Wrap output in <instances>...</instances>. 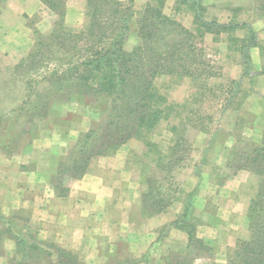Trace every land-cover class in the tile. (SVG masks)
<instances>
[{
	"label": "rangeland",
	"instance_id": "obj_1",
	"mask_svg": "<svg viewBox=\"0 0 264 264\" xmlns=\"http://www.w3.org/2000/svg\"><path fill=\"white\" fill-rule=\"evenodd\" d=\"M65 2L66 24L71 28L81 27L86 20V0ZM200 2L202 19L212 22L213 32H204L196 21V5L190 7L183 0H134V15L130 20L131 29L124 43L125 49L133 50L138 44V19L146 6L152 4L157 9L162 7L167 17L195 35L192 38L194 43L204 32V53L194 62L190 58L193 52L183 56L182 63H175L171 60L173 57L163 63V70L155 76L153 98L159 100L156 110L160 106L164 108L158 120H153L156 124L154 129L141 137L109 144L103 154L92 158L85 173L87 178L80 182L83 185L90 184L87 190L77 191L72 197L70 181L75 177H70V173L58 174L62 184L56 194L64 205L59 210H63L61 213L69 220L63 230L70 229L72 236L78 241L81 238L83 242L71 249L50 238L48 241L42 240L45 248L53 252L55 257L49 258L50 263L42 261L44 263L37 264H59L57 257L62 260L60 264H132L136 260L146 259L151 256V247L155 243L160 245L162 240L166 241L163 244L169 242L164 237L172 238L170 244L178 240L174 234L182 229L172 224L185 212L186 204L191 207L196 238L202 242L193 241L189 248L188 235L184 231L188 241L187 251L177 253L172 248L155 256L163 255L166 264H243V259H236L235 252L242 248V241L256 238L254 228L258 233L260 225L251 228L252 225L259 218L260 223L264 221V211L252 213L256 208L252 207V202L259 197L260 191L264 209V173L258 174L264 169V162L262 159H253L256 155L254 148L261 146L264 141V129L257 127L258 122H262L258 119L264 114V75L261 74L264 49L260 46L251 48V72L248 76L244 75L245 66L240 50L243 40L250 37L246 27L231 32L215 31L218 23L247 22L254 28L263 46L264 18L259 8L260 0ZM55 19L56 14L42 0H3L1 4L2 176L10 170V176L13 177L18 165L24 171L36 172L38 164L51 163L57 159L60 163L72 150H79L76 148L84 143L80 141L81 136L108 118L110 105L106 96L78 94L68 98L62 94L63 97L52 101L47 116L30 118L32 102L36 100L37 92L44 89L42 75L48 72V68L43 66L38 71L26 72L21 67L17 68V65L31 50L36 32L49 33ZM157 59H152L154 64ZM32 87L35 93L29 96ZM85 141V145H88L94 144L96 140L92 138ZM96 142L91 148L100 147L101 142ZM39 168L42 173L38 171L36 175L49 174L42 166ZM101 176L110 190H91ZM39 177V182L44 183L42 176ZM55 177L47 179L57 184ZM4 178L14 184L13 178L6 175ZM149 191L154 196L151 201L158 204L154 208L162 210L152 216L142 209L144 202L150 199L145 195ZM1 195L2 190L0 199ZM46 198L48 202L43 201L40 209L50 217L55 211L53 206L48 205L50 200L45 194ZM76 198L80 207L75 205ZM16 206L7 213L17 219L24 212ZM262 208L258 206V209ZM1 209L0 206V215ZM33 212L32 208H28V223L16 220V232L25 230L38 238L40 234L44 236L51 232L53 235L60 231L58 226L41 227L34 220L36 217ZM250 215L255 220L250 219ZM83 219L84 228L78 222ZM150 219H153L152 236L156 239L137 253L139 257L130 250L126 241H108L106 237H87L86 234L87 230L93 228L98 231L99 227L103 229L108 222H115L113 230L119 227V230L129 234L135 230L132 226L134 223L149 225ZM10 233H3L0 225L3 245ZM5 245L8 250V244ZM10 252V258H13L11 248ZM10 264H13V259H10ZM30 264L35 262L30 261Z\"/></svg>",
	"mask_w": 264,
	"mask_h": 264
},
{
	"label": "trees",
	"instance_id": "obj_2",
	"mask_svg": "<svg viewBox=\"0 0 264 264\" xmlns=\"http://www.w3.org/2000/svg\"><path fill=\"white\" fill-rule=\"evenodd\" d=\"M259 1V0H258ZM261 16L264 18V0H260ZM3 0H0V7ZM55 14L51 31L47 34L36 32L33 46L27 56L17 65L26 72L38 71L40 67L48 68L43 73L45 83L42 92H37L36 100L32 102L33 112L30 118L45 117L48 107L57 98L71 97L72 95L106 96L110 109L108 118L97 128L90 129L80 137L84 143L76 152H70L60 162L59 175L70 173V177L80 178L88 171L89 164L95 156L103 154L104 149L116 141H126L134 137H141L149 130H153L155 121L163 112V106L156 110L159 100L153 98L155 90V76L163 70L164 64L173 57L175 63L183 61V56H190L193 62L204 53V32H213L212 22L202 19L200 0H183L190 7H194L196 21L204 29L199 35L198 41L185 26L171 20L161 9L148 4L141 18L137 22L139 42L133 50H127L124 43L131 29L130 20L134 15V0H86L84 24L81 27H69L66 24L65 0H42ZM200 6V7H199ZM217 30L236 31L245 28L250 34L243 40L241 46L242 62L245 66L244 75L251 72V48L262 47L254 28L247 22H227L216 24ZM185 49H187L185 51ZM158 57L154 64V58ZM153 59V61H152ZM54 61V62H53ZM182 63V62H181ZM261 74L264 75V66ZM35 89H30V94ZM162 99L163 96H162ZM24 103V102H22ZM95 138L101 142L100 147L91 148L94 144L85 145L87 139ZM107 139V140H106ZM76 146V145H74ZM75 148V147H73ZM255 149V150H254ZM256 155L253 159H262L264 162V141L261 146L254 148ZM264 169L258 171L261 175ZM57 187L62 184L61 177L56 178ZM264 187V183L262 185ZM64 190V189H63ZM150 199L144 202L142 209L152 216L162 210L154 208L158 204L151 201L154 197L149 191ZM261 191L258 198L252 202L256 207L252 213L264 211ZM258 206L262 209H258ZM185 212L179 215L174 225L182 229L188 235L189 248L193 241L202 242L196 238V227L192 223V212L189 204L185 205ZM252 215V214H251ZM250 219H254L251 218ZM182 219V220H181ZM184 219V222H183ZM189 221L187 222V220ZM260 219V218H259ZM260 225L256 238L246 239L241 242L242 248L236 251V259H243V264H264V221ZM255 220V219H254ZM0 221L2 216H0ZM184 223V224H183ZM189 223V224H188ZM260 223V224H259ZM6 224V222H5ZM4 232H11L12 223L5 228L0 224ZM15 230V229H14ZM16 248L13 253V264H30V261L50 263L55 254L48 250L46 245L36 235L14 231ZM263 238V239H261ZM57 262L62 260L57 257ZM71 258V257H70ZM44 261V262H42ZM71 261V259H70ZM234 264V263H232Z\"/></svg>",
	"mask_w": 264,
	"mask_h": 264
},
{
	"label": "crops",
	"instance_id": "obj_3",
	"mask_svg": "<svg viewBox=\"0 0 264 264\" xmlns=\"http://www.w3.org/2000/svg\"><path fill=\"white\" fill-rule=\"evenodd\" d=\"M258 120H262L258 122V126L259 129H264V114H262V118L258 119ZM67 138V137H66ZM45 153V152H43ZM21 164V162L19 163ZM47 165H48V170H47ZM21 165H18V167L16 166V169L14 171V176H10V170L9 173L7 171H5V174L2 176L0 175V190H2V198L0 199V206H1V210H2V214L0 216H2V220L6 222L7 225L9 224H13V227H11V233L8 234V237H5V243L8 244L9 248L7 250V247L3 242L0 240V264H10V248L14 250L16 248V238L14 237V223L16 222V220H22L24 223H28V220L26 221L27 218V210L28 208H32L33 209V213L35 214L34 217H36V222L42 227H47L48 225H50L48 228H51L53 226V228L55 226L60 227V231L55 232V234H50L47 232L44 236H42L40 234V236L38 237V239L40 241L44 240V241H48L47 239L50 238L52 239V241L54 240L56 243H61L63 244L62 246L65 248H70L71 249L73 247H78L79 242L81 243V241L83 242V240H81V238H79L80 240H76L74 238V236H72V231L70 229H68L67 231L63 230V227H66V224H68V217L64 214L61 213L63 212L59 210V207H63L64 205L62 204V202L60 201V199L57 197V190L60 189V185L57 187V184L50 183L48 181V177H53L54 175L56 176L55 178H57L59 170H60V163L57 160H55L54 162L51 163H42V164H38L37 170L40 171L42 173V171L40 170V166H42L44 169H46L45 172L48 171V175L47 174H41L44 183H40V175H36L38 173V171L34 172V171H24L22 169H20ZM5 175L8 176L9 178H13L14 179V184L8 183L7 180H5ZM22 176V177H21ZM28 178V180L26 179ZM86 175L83 176L82 179L79 178H74L72 179V181H70V183L72 184V188L70 190V193L72 194V197H74V193H76L77 191H83V190H87L88 186L90 184L86 183L85 185L81 184L80 182L82 180H85ZM96 184L95 186H91L93 191L95 192H100L102 190V188L106 191L110 190V187L105 183L104 181V177L101 176V178L96 180ZM59 184V183H58ZM75 187V189H74ZM16 190V193L15 191ZM45 194L47 195V197L50 200V206H53L55 214L51 215L50 217H47L44 214V211H42V209H40L42 206V203L44 204V202H48V199H45ZM70 195V194H69ZM100 195V194H98ZM55 196V197H54ZM59 196V195H58ZM57 199V200H56ZM46 200V201H45ZM44 201V202H43ZM37 202H39L40 204H37ZM17 205V206H16ZM75 205L76 207H80V204H78V200L76 198L75 201ZM16 206L20 209V211H22V213L24 212V214H19L20 216L16 218L11 217V215L9 213H7L8 211L11 210V207ZM60 211V212H59ZM33 216L31 215L30 218H32ZM29 218V219H30ZM38 219V220H37ZM153 219H150L149 225L146 223H140V224H136L134 223L132 226L134 227V232L130 231L129 234H126L125 232H122L121 230H119V227H115V222H108V224L106 225V227H104L103 229H101L99 227V231L94 229L93 230H87L86 234L87 237H91V235H93L94 237H106V240L110 241H114V242H121V241H126V243H128V246L130 248V250L137 256L139 257V255L137 254L138 252L140 253L142 250L146 249L147 247H149L153 242V240H155L156 238L154 236H152L153 233V226L151 224V221ZM5 222H1L0 224H3V226H5V228H8V226H6ZM81 224V227L84 228L83 224H84V219L80 222V220L78 221ZM64 224V225H63ZM151 225V227H150ZM123 229V228H121ZM20 232V230H18ZM182 231V230H181ZM181 231H179L178 234H174L177 235L178 240L174 241L173 240V244H170V241L172 240V238L170 239L169 237H164V239L168 240L169 242L165 243V240H162V243H160V245H158V243H155L156 245H154L153 247H151V256L147 257L146 259H139L134 261L132 264H166L164 256L163 255H159V257H157V255L155 256L156 253L162 252L164 253L165 251H168L169 249H174L177 253H182L188 250V241H186V236H185V232L182 231L183 233H181ZM116 232V233H113ZM9 233V232H8ZM23 233H27L25 232V230L23 231ZM83 234V233H82ZM7 235V236H8ZM93 237V238H94ZM171 237V236H170ZM84 238V237H83ZM174 239V238H173ZM86 240V238H84V241ZM53 241V242H54ZM77 245V246H76ZM158 245V246H157ZM171 245V246H170ZM175 245V246H172ZM106 247V246H105ZM157 248V249H156ZM137 251V252H136ZM92 255L93 252H91ZM100 254V252L98 253ZM105 254V253H104ZM149 255V254H148ZM94 257H97L96 255ZM95 261V260H94ZM97 262H94V264H96Z\"/></svg>",
	"mask_w": 264,
	"mask_h": 264
}]
</instances>
